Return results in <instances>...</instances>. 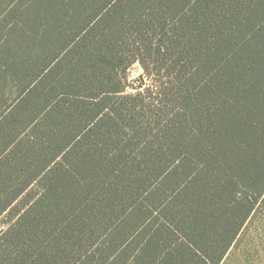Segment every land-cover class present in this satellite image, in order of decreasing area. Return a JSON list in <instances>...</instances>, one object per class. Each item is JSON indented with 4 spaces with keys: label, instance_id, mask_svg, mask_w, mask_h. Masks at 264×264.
I'll return each mask as SVG.
<instances>
[{
    "label": "trees",
    "instance_id": "obj_1",
    "mask_svg": "<svg viewBox=\"0 0 264 264\" xmlns=\"http://www.w3.org/2000/svg\"><path fill=\"white\" fill-rule=\"evenodd\" d=\"M262 201L264 0H0V264H221Z\"/></svg>",
    "mask_w": 264,
    "mask_h": 264
},
{
    "label": "rangeland",
    "instance_id": "obj_2",
    "mask_svg": "<svg viewBox=\"0 0 264 264\" xmlns=\"http://www.w3.org/2000/svg\"><path fill=\"white\" fill-rule=\"evenodd\" d=\"M129 93L145 91L152 81L139 62L128 69ZM221 264H264V201L260 202Z\"/></svg>",
    "mask_w": 264,
    "mask_h": 264
}]
</instances>
